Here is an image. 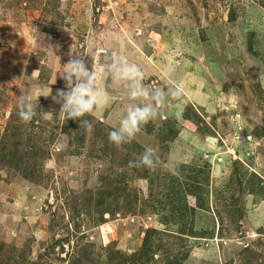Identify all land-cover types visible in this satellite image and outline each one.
<instances>
[{
    "label": "rangeland",
    "instance_id": "rangeland-1",
    "mask_svg": "<svg viewBox=\"0 0 264 264\" xmlns=\"http://www.w3.org/2000/svg\"><path fill=\"white\" fill-rule=\"evenodd\" d=\"M113 52L182 89L119 146ZM70 53L110 95L89 133L52 99ZM262 70L264 0H0V264H264ZM148 146L155 169L130 167Z\"/></svg>",
    "mask_w": 264,
    "mask_h": 264
},
{
    "label": "clouds",
    "instance_id": "clouds-1",
    "mask_svg": "<svg viewBox=\"0 0 264 264\" xmlns=\"http://www.w3.org/2000/svg\"><path fill=\"white\" fill-rule=\"evenodd\" d=\"M70 55L72 58L63 65V71L60 73L65 81L66 90H58L52 99L61 105L60 112L67 120L79 119L81 129L89 133L93 130V124L85 117L107 105L110 102V95L106 87L97 84L101 74L95 64L89 69L84 59L73 56L72 53ZM103 66L109 77L107 87L124 84L130 100L124 115L119 120L118 127L108 134L109 141L118 146L130 143L144 124L157 117L162 107L178 102L182 96L179 85L166 90L159 87L149 90L143 82L144 74L141 67L118 56L115 52L110 54ZM259 79L264 83V70L261 71ZM36 114L37 104L33 94L20 95L18 97L19 118L29 123ZM157 163L158 157L154 148L148 146L136 160L129 162V166L153 170Z\"/></svg>",
    "mask_w": 264,
    "mask_h": 264
},
{
    "label": "trees",
    "instance_id": "trees-1",
    "mask_svg": "<svg viewBox=\"0 0 264 264\" xmlns=\"http://www.w3.org/2000/svg\"><path fill=\"white\" fill-rule=\"evenodd\" d=\"M30 140L32 142V143L30 142V144H32L34 147L37 146V145H35L34 139L31 136H30ZM29 146L26 148L27 151H29ZM12 158L14 159V162H15V160H18V161H21L23 163L27 162V159H28L25 155L24 149H19L18 151H16V153H12V154L10 153L9 159L11 160V162H12ZM21 164L22 163H18V166H20Z\"/></svg>",
    "mask_w": 264,
    "mask_h": 264
}]
</instances>
